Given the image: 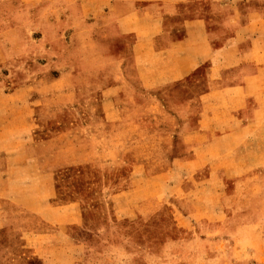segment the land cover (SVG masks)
<instances>
[{
	"label": "crops",
	"instance_id": "obj_1",
	"mask_svg": "<svg viewBox=\"0 0 264 264\" xmlns=\"http://www.w3.org/2000/svg\"><path fill=\"white\" fill-rule=\"evenodd\" d=\"M37 2L48 18L109 16L94 46L121 75L72 111L88 126L118 122L119 145L155 154L127 151V175L113 161L55 166L54 141L33 137L31 95L1 80L0 264H79L87 249L108 261L192 232L212 261L233 247L264 252V0ZM123 101L145 103V113Z\"/></svg>",
	"mask_w": 264,
	"mask_h": 264
},
{
	"label": "rangeland",
	"instance_id": "obj_2",
	"mask_svg": "<svg viewBox=\"0 0 264 264\" xmlns=\"http://www.w3.org/2000/svg\"><path fill=\"white\" fill-rule=\"evenodd\" d=\"M46 10L47 5L37 0H0V81H6L7 90L24 88L31 95L33 137L39 143L54 141L53 147L47 149L53 150L55 166L83 161L108 165L113 161L127 175L132 166L123 163L127 151L129 157H152L155 149L122 147L119 144L123 139L115 132L119 129L118 122L88 126L83 112L72 111L79 105L80 98L108 90L111 77L121 75V69L115 72L109 51L94 46L96 33L110 28V18H93L73 11L48 18ZM113 54L119 53L115 50ZM126 102L138 112L144 108L145 113V103L123 101L124 105ZM106 107H110L109 101ZM20 111L14 113L22 120L26 113L20 114ZM141 117L140 113H134L131 120L136 122ZM133 138H138L137 132H133ZM38 154L44 158L45 148L39 146ZM151 166L156 170L168 168L156 163ZM77 171L74 169L75 173ZM245 195L242 200L247 201ZM229 230L234 233L233 227ZM71 234L76 241L85 245L88 242L77 236L76 229H71ZM16 241L23 250V240L17 237ZM262 250L255 254L251 248L237 250L233 247L227 249L224 258L212 261L207 258L205 241L192 232L182 240L135 254L118 250L108 261L87 249L85 259L79 264H264ZM70 251L74 255L79 252L76 248Z\"/></svg>",
	"mask_w": 264,
	"mask_h": 264
}]
</instances>
